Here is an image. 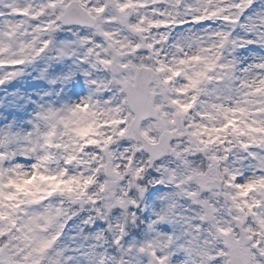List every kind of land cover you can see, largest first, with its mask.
Listing matches in <instances>:
<instances>
[{"label": "snow or ice", "instance_id": "snow-or-ice-1", "mask_svg": "<svg viewBox=\"0 0 264 264\" xmlns=\"http://www.w3.org/2000/svg\"><path fill=\"white\" fill-rule=\"evenodd\" d=\"M0 264H264V0H0Z\"/></svg>", "mask_w": 264, "mask_h": 264}]
</instances>
